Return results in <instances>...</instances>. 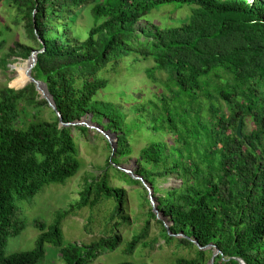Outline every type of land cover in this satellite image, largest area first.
<instances>
[{
  "label": "trees",
  "instance_id": "1",
  "mask_svg": "<svg viewBox=\"0 0 264 264\" xmlns=\"http://www.w3.org/2000/svg\"><path fill=\"white\" fill-rule=\"evenodd\" d=\"M10 4L28 42L17 41L3 64L15 54L28 59L43 50L33 76L47 83L63 121L90 119L117 134L118 145L112 154L102 136L110 155L101 175L87 180L77 202L59 210L52 224L35 222L40 234L33 249L7 255L10 238L27 226L17 217V202L32 201L46 186L65 184L80 171L74 130L99 134L85 125L63 126L33 82L20 90L0 88V264H42L48 243L59 249L64 264H91L102 251L118 248L124 240L122 225L132 224L128 189L113 185V178L137 185L150 206L125 252L159 243L157 237L148 240L155 219L166 244L196 251V256L178 257L173 264H208L216 249L221 253L215 264H264V0ZM172 5L190 6L189 19L164 25L151 21L155 10ZM83 13L91 15L90 27L80 22ZM144 21L149 24L139 27ZM127 57L152 58L148 78L164 88L151 97L140 90L122 98L135 114L131 119L120 104L100 97L110 83L105 73L116 71ZM156 73L166 77L160 80ZM45 109L51 111L49 119L42 116ZM23 113L34 121L20 126ZM240 118L242 137L237 133ZM144 126L170 140L154 138L141 149L135 174L142 179H136L119 167L134 153V134ZM170 176L180 184L161 186ZM143 180L151 185L169 227L154 212ZM105 202L113 205L105 216L109 231L90 243L65 244L64 218L85 208L94 211Z\"/></svg>",
  "mask_w": 264,
  "mask_h": 264
},
{
  "label": "rangeland",
  "instance_id": "2",
  "mask_svg": "<svg viewBox=\"0 0 264 264\" xmlns=\"http://www.w3.org/2000/svg\"><path fill=\"white\" fill-rule=\"evenodd\" d=\"M191 14V7L186 6L177 8L175 5L165 6L160 10H155L150 19L157 24H181L186 22ZM17 11L11 6L10 0H3L0 2V88L11 87L17 90L23 89L24 86H18L17 82L27 78V65L28 59L19 57L16 54L8 57V63L3 64V60L11 47L17 41L27 43L28 38L25 34L23 23H16ZM80 22L86 26H91V15L83 13ZM146 23L142 22L139 27ZM85 38V37H84ZM134 57H127L117 67L116 71H108L105 76L108 77L110 83L100 97L107 96L111 101L120 104L123 109L128 113L129 119L134 118L135 114L130 111V104L122 98H130L132 95L140 93L145 97H151L156 91H163L162 86H158L154 81L148 78L147 70L154 66L152 58L143 61H133ZM158 79H164L165 73H156ZM29 112L31 110H28ZM51 111L45 109L42 116L46 119L51 117ZM89 121L90 119H85ZM31 121H34L32 115L22 114L19 120L20 126H26ZM89 123H91L89 121ZM92 124V123H91ZM147 127L137 130L134 134L133 150L134 153L131 157H125L122 162V167L130 169L135 174L136 158L143 147H145L152 139L162 138L169 141V136L157 137L152 131H148ZM251 123L247 124V130H250ZM92 129V128H91ZM95 130V129H93ZM97 131V130H96ZM75 134L79 135L76 138L79 149V157L82 160V167L80 171L65 184H51L44 188L32 201L20 200L17 202V217L26 221V228L15 237H11L6 247V254L10 255L16 251L31 250L36 245V240L40 234L39 228L36 227L35 222L40 220L47 224H52L56 218V213L59 210L69 208L72 204L76 203L79 198V192L84 187L87 180L101 175L103 168L106 167L110 149L107 146L104 136L99 131V137L90 134L85 136L74 130ZM136 175V174H135ZM113 185L124 186L128 189L129 195V209L131 214V226L127 223L122 225V232L124 240L114 251L105 250L99 258L95 259L91 264H118L133 262L136 264H173L178 257H194L196 256L195 249L179 248L175 244H166L161 237V228L155 219H151L150 237L151 241L157 237L159 243L154 247L145 248L143 244L129 253L125 252L129 242L136 233L135 227L144 225L147 219L150 206L144 202L140 196L137 185H128L123 181L116 178L112 179ZM180 184L175 176H170L168 179L160 182L161 186L165 188L174 187ZM112 203L105 202L94 211L88 208L78 211L76 215H69L63 220V232L65 244L84 242L90 243L98 239L109 231L107 227L105 216L112 210ZM167 225L170 222L161 216ZM92 220V221H91ZM42 264H64L62 261L59 249L52 244H46V257Z\"/></svg>",
  "mask_w": 264,
  "mask_h": 264
},
{
  "label": "water",
  "instance_id": "3",
  "mask_svg": "<svg viewBox=\"0 0 264 264\" xmlns=\"http://www.w3.org/2000/svg\"><path fill=\"white\" fill-rule=\"evenodd\" d=\"M43 50H35L32 52L31 56L28 58V61H29V66H28V69H27V73L29 74V83L30 82H33L35 83L36 87H37V90L39 91V93L41 94V98H44L48 101L49 105L51 106V108L55 111H57V114L58 116L61 118V124L63 126H73V125H85V126H88L92 129H95L97 131H99L100 133H102L108 140V142L110 143L111 147H112V154H114V152H116L117 150V145H118V142H117V134L115 133H111L110 131H107V130H104V128L98 124H95V123H92L90 120V122L92 123H89V121L87 120H84V121H80V122H76V123H66L63 121L62 119V115L61 113L58 111V108H57V105L54 101V98L52 96V94L50 93L49 91V88H48V85L47 83L41 81V80H38L36 79L34 76H33V68L36 66L37 64V55L39 52H41ZM242 129H243V118H240L239 120V123H238V128H237V133L240 137H242ZM120 169L130 173L134 178L136 179H142L140 176H137L133 173L132 170L130 169H126V168H123L122 166L119 167ZM143 183L144 185L146 186V188L148 189L149 191V200L151 202V205L153 207V210L154 212L157 214V217L161 219V212L158 210V202H157V198L154 196L153 194V190H152V187L150 184L147 183L146 180H143ZM165 225L167 227H169V225H167L165 223ZM180 234H178L177 236H179ZM193 242H195L197 244V246H199V248H203L201 247V245L193 240ZM215 247V245H213ZM221 251L219 249H216L212 258L210 259L209 263L208 264H215V259H216V256L218 254H220ZM245 264V263H244Z\"/></svg>",
  "mask_w": 264,
  "mask_h": 264
},
{
  "label": "bare ground",
  "instance_id": "4",
  "mask_svg": "<svg viewBox=\"0 0 264 264\" xmlns=\"http://www.w3.org/2000/svg\"><path fill=\"white\" fill-rule=\"evenodd\" d=\"M28 66H29V62H28V65L26 66L27 69H28ZM26 76H27V78L22 79L21 81L17 82L18 86H24L26 83H29V79H30L29 74L26 73Z\"/></svg>",
  "mask_w": 264,
  "mask_h": 264
}]
</instances>
